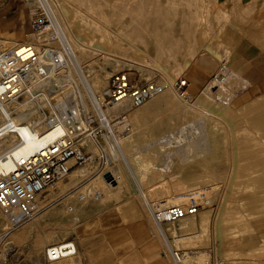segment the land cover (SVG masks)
Segmentation results:
<instances>
[{
    "label": "rangeland",
    "instance_id": "1",
    "mask_svg": "<svg viewBox=\"0 0 264 264\" xmlns=\"http://www.w3.org/2000/svg\"><path fill=\"white\" fill-rule=\"evenodd\" d=\"M56 2L58 4L56 6L58 16L68 33L66 35H71L75 40L90 50H96V54L83 60V63L88 65V74L93 77L97 76V78H102L105 82L107 81V86L100 87L102 89L101 91L105 89L109 90L108 78L112 73L121 70H130L135 72L141 82L155 77L161 80V82L166 81L173 88L175 100L182 104L184 108L181 112L182 114H179L180 118L178 121L173 122L171 124L173 126L163 132L166 129L165 126L160 129L143 126L145 124L147 125V121H149L148 124L151 126H155L156 121L164 122L165 125L169 119H172L171 115L169 117L166 108L152 109L145 115L135 116L133 113L141 104L128 106L129 119L133 123V130H131L129 133L131 135L127 139L129 151L145 146L147 144L145 143L146 137H156V131L162 132L161 135L166 136L165 134L177 124L185 125L188 123V129L181 133L185 135L182 138L183 142H187V144L183 143L181 146L178 140L174 138L173 145L176 144L175 147L166 144L165 147L160 149L158 144L153 146L151 150L154 158L153 161H156V163L160 162L159 164H161L165 163L166 160L167 163H170L168 172L163 170L162 175L165 176V179L160 184L153 183L150 185L146 181L149 175H153L157 171L156 169H143L141 173L137 174L136 178L139 189L133 177L128 173V170L121 168L120 172L127 184L124 187L111 188L108 184L106 185V177L103 176L104 164L96 159L77 164V166L83 169V173H85L81 177L78 185H72L65 189V191H62V187L70 179L67 175L57 182V187L50 185L56 188L54 194L49 195L52 192L49 189L51 188L50 186L43 193H40L41 206L44 207L42 211L48 208L49 210L43 217L39 218L38 223L33 224L30 231H26L29 226L26 223L12 227L0 212V233H7V241L15 246V249L12 251L7 250L8 247L5 245L2 247L0 251L2 261L0 264H92L89 253L85 248L88 250L91 249L93 252L92 257L97 256V259L107 257L111 260V257L107 255L111 251L110 247L108 245L105 248L101 247V243L105 242L101 235L91 234L85 237V233L87 234L88 231H96L98 226H91L86 231L84 229L88 223L90 224L101 213H109L111 210L114 211L117 205L135 198L139 200L149 216L152 226L150 228L153 230L152 234L154 235L153 238L158 239L161 244L160 248L163 251V255H165L166 264H178L173 260L172 253L165 244L158 230L159 226L153 219L151 209L148 208L144 199L146 198L152 202L167 200V205L177 204L178 202L168 200L178 198L183 202L190 198H197L196 196L190 195V193H185L184 195V192H191V189L203 188L207 185H210L211 189L208 195L203 196V199H198L199 201L202 200V202L208 203L209 208L207 210L200 211L185 219H179L172 223H162L163 228L167 230L169 228L168 232L170 237L168 240L173 245L172 247L174 249H181L184 252V256L186 257L185 264L189 263L190 255L193 256L196 254L201 258L204 257V261L198 264H264V211L261 210L259 214L257 213L252 217L254 209H259V207L254 208V200L262 201L264 199V93L249 99H244L239 96L236 100H233L243 90L237 92L238 86L244 83V81L240 78L239 73L233 69L234 66L229 62L226 63V61H222L219 70L206 87V91L210 95L208 105L203 106L200 104L198 97L188 96V94L187 97H182L173 87L174 82L179 77L185 76L184 74L188 64L201 53L212 51L216 47L221 49L226 46L222 39L226 30H230L232 35L239 40L238 42L252 45L255 54L262 56V58L257 60L261 70L258 75L264 76V0H194V3L197 6L199 5L198 8L200 7L199 12L201 11V14H198V16L201 15L198 19L204 20V25L200 26L199 30L193 36L188 37V40L185 42L187 45L181 46V49L175 57L168 59H156V55H151L147 52H142L144 59L126 55L116 57V55L110 53L108 48L98 46L94 42H84L77 28L71 23L73 17L72 8L78 12H86L83 3L81 4V2L71 0H56ZM236 5L237 10L234 9ZM98 15L100 16V12H98ZM0 36L21 39L9 34H0ZM32 38L33 36L31 34L27 40ZM105 55H109L111 58L109 57V60H104ZM217 55L220 58L223 57L221 51H218ZM101 57L103 58L102 60ZM114 58H119L123 61L121 70L117 71L115 69ZM228 75L236 76L237 83L236 86L232 87L223 85V88H226L222 99L225 103L224 108L226 114L222 115L213 110L212 106L216 99L213 96L214 93L212 90L222 85V83L218 82L217 77L222 76L226 79ZM214 82L215 85H213ZM212 85L213 87L211 89L210 86ZM39 94L41 92H37L35 94L36 97L23 95L18 100L26 103L32 102V100L39 102L43 98V95L39 96ZM158 94L151 99L153 100V98L155 99L161 95ZM52 96L54 95H50L49 98H52ZM108 96L105 97L106 101L108 100ZM14 104L16 102H10L11 106ZM226 115L235 118L234 120H230L226 118ZM216 119L221 122L219 124L223 129L217 132L218 144L220 145L217 154L219 157L213 161L211 160L210 164H213L212 170L217 173L215 175L218 178L213 173H210L211 170L201 160H197V162L187 166L186 164H184L185 166L180 165L183 158L196 150L193 149V151L188 146L198 147V145L205 144L208 148L213 146L214 142L210 134L215 130L213 123ZM196 128L200 129V131L194 134L193 132ZM223 134L226 137L222 139ZM142 136L144 138H141ZM163 137L160 142H164ZM136 141L141 142L137 144ZM223 141L225 144L222 143ZM190 143L193 144L191 145ZM169 150H172V153L166 155L165 159H162L161 155L169 152ZM222 152L224 153L222 154ZM119 161H116V163H120ZM240 161L244 163L238 169V162ZM109 167L112 168L111 166ZM112 170L114 172L113 168ZM201 170L204 173L206 171L208 176L211 174L209 180L206 183L202 181L191 182L189 180V174H198ZM235 176H237V180L232 188ZM211 177L212 179H210ZM174 180L176 185H172L171 183ZM186 183H188V186H186ZM260 185L262 186L259 188ZM187 187L190 189L186 190ZM74 191H76L75 194L69 196ZM256 191L260 193L259 198ZM77 192H84L85 198L79 196ZM225 200L227 203V205L225 204L227 213L223 226L219 230L220 228L218 227L222 223L220 224L217 215L222 209ZM36 214H39V210ZM6 227L9 228V233L5 230ZM175 227L179 230L177 234L173 232V228ZM83 231L84 236L81 235ZM220 231L221 234L219 233ZM11 232L14 233L11 234ZM66 241L76 243L78 248L77 253L71 257L68 256L48 262L45 255L46 246L55 244V242L60 243ZM91 245L93 246L91 247ZM202 252L206 253L203 254ZM201 253L206 256H203ZM190 260L191 262L193 261L192 259ZM192 264L197 263L193 261Z\"/></svg>",
    "mask_w": 264,
    "mask_h": 264
},
{
    "label": "built area",
    "instance_id": "2",
    "mask_svg": "<svg viewBox=\"0 0 264 264\" xmlns=\"http://www.w3.org/2000/svg\"><path fill=\"white\" fill-rule=\"evenodd\" d=\"M25 1L33 12V38L22 40L0 36V103L23 95L33 96L37 91L41 92L40 87L35 90L36 86L60 78V91L70 86L73 97L64 107L55 106L46 118L50 130L44 135L53 131L56 135L48 136L44 144L30 152L15 154L8 149L0 155V165L4 159H10L13 167L0 171V212L12 227L22 225L35 213L34 202L38 194L65 178L81 162L98 159L104 164L103 176L113 183L115 175L109 166L121 160L120 139L132 130L128 106L144 103L167 86L166 81L161 82L156 77L141 82L135 72L121 70L108 78L109 96L102 103L88 80V65L77 59L66 40L56 0ZM188 82L186 76H181L173 84L182 97H187ZM20 128L7 116L0 125V138L7 132H18ZM44 135L34 134L36 138ZM71 159H74V165L69 164ZM208 208L207 202L190 198L163 209H151V213L155 222L162 225ZM6 234L0 233V251L4 245L7 250L15 249L7 241ZM72 242L47 245V261L73 254ZM171 253L175 263L184 257L181 249H173Z\"/></svg>",
    "mask_w": 264,
    "mask_h": 264
},
{
    "label": "bare ground",
    "instance_id": "3",
    "mask_svg": "<svg viewBox=\"0 0 264 264\" xmlns=\"http://www.w3.org/2000/svg\"><path fill=\"white\" fill-rule=\"evenodd\" d=\"M71 1L81 2V4L83 3V5L86 8V12H82V11L78 12L75 11L74 8H72L73 17L71 21V23L79 31L81 35L80 37H82L84 42L87 43L94 42L98 46L108 48L110 53L116 55V57L126 55L129 57L133 56L136 58L144 59V57H142L143 54L142 52H147L151 55L152 54L156 55V59L173 58L176 56L177 52L181 49V46L186 44L185 42L188 40V37L193 36L199 30L200 26L204 25V20L198 19L201 16V15L198 16V14L201 11L199 12L200 7L198 8L199 5L197 6L194 3V0H71ZM236 7L237 5L234 6V9H236ZM98 12H100V16L98 15ZM65 34H68L67 31L65 32ZM179 35L180 37L183 38H180ZM66 38H67L66 39L67 42L73 49L77 59H79L80 62L83 63V60H86L88 57L96 54V50L93 51L83 46L81 43H79V41L75 40L71 35L68 36L66 35ZM109 57H110L109 55H105L104 60H109L111 58ZM102 59L103 58L101 57V60ZM114 60H115L114 61L115 69L117 71L121 70L123 61L119 58L117 59L114 58ZM90 63L89 65L92 66V64ZM94 77L88 74V78H89L88 80L94 92L97 94L99 100L102 103H104L106 101L105 97L109 95V90L105 89L101 91L102 89L100 87L107 86L106 85L107 81L105 82L104 79L99 77L97 78V76ZM217 79L219 83H222V85H220L219 88L217 87L216 89L212 90L214 93L213 96L216 99L212 107L214 111L218 112L219 114L225 115L226 114L224 108L225 103L223 102L224 100L222 99L224 97V93L226 92V88H223V85L225 84L227 85V87L236 86L237 77L228 75L226 79L222 76L217 77ZM61 81H62L61 78L56 79L55 81L52 82L46 81L44 85H39L35 87V90H38L37 88L40 87L41 94H39V96L43 95L42 101L36 102L32 100V102L26 103V102H20L18 99H14L11 101L16 102V104L12 106L10 105L11 101L3 104L0 103V125L5 121V118L9 116L10 119H12L16 124H19L21 126L18 132H7L3 137L0 138V155L3 153V151H6L8 149L13 151L15 154H18L20 152H30L35 148H37L38 146H40L41 144H44L48 136L57 134L56 131H53L47 136L44 135L47 134L50 130L46 122V118L49 115H51V112L54 110L55 106H58L60 108L64 107L66 104L72 101V97H73L70 86H66L62 91H60L59 88L61 87H59L58 85L61 84ZM213 85H215V82ZM213 85L210 86V88L213 87ZM246 86H247V82L244 80V83L238 86L237 92L239 90L244 89ZM159 94H161L159 97L155 99L153 98V100L152 99L146 100V102L142 103L139 106V108L134 111L133 115L135 116L145 115L152 109L157 110V109H162V107L166 108L168 110L169 117L171 115L172 119H169L166 122L165 124L166 129H164L163 131L165 132L167 131V129L173 126L171 125L173 124V122L178 121V119L180 118L179 114L183 111L184 108L182 104H180L178 101L175 100L174 91L172 86H170V84H167L166 88L163 91H161ZM50 95H54V96H52V98H49ZM209 96H210L209 93L205 90L198 97V102L203 106L208 105ZM33 97H36V95H33ZM106 106L109 107V104H106ZM226 118L230 120H234L235 117L226 115ZM216 121L213 123L215 130L210 134V137L214 142L213 146L211 148L205 146L206 144L198 145V147L188 146L192 150L193 149L196 150L195 152H191L188 156L183 158V160H181L180 165L186 164L187 166L189 164L197 162V160H201L205 162L206 167L211 170L210 173H213L214 175L217 174L214 172V170H212L213 164H210V162L211 160L213 161L214 159L219 157V155L217 154L219 152L220 145L218 144L217 132L222 131L223 128L219 124L221 122L218 119H216ZM187 124L188 123H186L185 125L177 124L175 127L170 129L166 134L164 133L166 135L163 137L164 142H160V144H158V147L160 146L161 149L165 147L166 144L175 147L176 144L173 145L174 138L178 140L181 146L183 143L187 144V142H183L182 140V138H184L185 135L181 134L184 132V130L188 129L189 126H187ZM189 124L191 123L189 122ZM153 131L152 133H154ZM199 131L200 129L196 128L194 129L193 133L195 134L198 133ZM36 133H39L40 135H44V136L42 138H36L34 136V134ZM129 133L125 134L122 137V139H120V148L122 151L121 160L119 161L120 163H115L113 166H111L114 169V175H115V179L113 183L110 182L107 178H105L106 185L108 184L111 188H118V187L120 188L126 186L127 182L123 179V175L120 172L121 168L122 169L126 168L128 170V173L133 177L138 188H139V184L136 181L137 174L141 173L143 169H149V170L160 169V171L162 170L161 173H163V170L165 172H168L170 168V163H167L166 160L165 163H161V164L156 163V161L155 162L153 161L154 158L152 156L153 153L151 152V150L153 149V146H155V144H146L140 149L129 151V146L127 144V139L131 135ZM222 136H223L222 139L226 137L224 134ZM222 143H224V141ZM190 144L192 145L193 143ZM170 153H172V150H169V152H165V154H162L161 158L165 159L166 155ZM223 153L224 152H222V154ZM158 155L160 156V154ZM242 163L244 162L241 161L238 162V169L240 168V166H243ZM69 164L74 165L75 164L74 159H71L69 161ZM11 168H13L11 160L4 159L2 161V164L0 165V171L5 172ZM84 174L85 173H83V169H81L79 166L76 167L75 165L72 168V170L68 173V178L70 179L66 184H64V187H62V191H65V189L71 187L72 185L75 186L78 185L81 177ZM189 176H190L189 180L191 182L202 181L206 183L209 180V176H211V174L208 176L206 171L204 173V171L201 170L200 172H198V174L190 173ZM215 177L217 176L215 175ZM224 177H222V179H224ZM210 179H212V177ZM222 179L221 181H223ZM236 180H237V176H235L234 178V183L232 184V188L234 184H236ZM171 183L172 185L173 184L176 185L175 180L172 181ZM56 185L57 182L53 183L51 186L57 187ZM261 186L262 185H260L259 188ZM54 187L49 188L52 191L49 193V195H52L56 192L55 191L56 188ZM210 190H211L210 185H207L204 186L203 188L191 189L190 190L191 192L188 191L184 192V195L185 193L186 194L190 193V195L196 196L197 197L196 199H201L203 196L208 195V192ZM75 192L76 191H74V193L71 194L69 193L70 194L69 196L75 194ZM256 193L258 192L256 191ZM39 195L40 194L36 196L34 202L36 204L35 213L24 222L26 224H29L26 231H30L33 224L38 223L39 218L43 217L44 214L49 210L48 208L47 210L42 211L44 207L41 206V200ZM78 195L85 198L84 192L82 193L80 192L78 193ZM257 195H259L258 196L259 198L260 193H258ZM144 200L146 202V205L150 209H155V208L163 209L170 206L166 204L167 200L166 201L159 200L157 202L148 201L146 198ZM168 201L178 202V203L182 202V200L178 198H173L172 200H168ZM257 201L259 200H254L253 202L254 208L259 207V209L256 210L254 209V213L252 212L253 213L252 217L255 216L257 213L259 214L261 210L264 211V199L262 201H259L258 203ZM225 204L227 205L226 200L224 201V205H223L224 207L222 206V209L218 212L217 215L220 224L222 223L221 226L218 227L220 228L219 230H221V227L223 226L224 218L227 213ZM38 210H39V214H36L38 213ZM186 217L184 216V218L181 219H185ZM158 226H159L158 230L165 244L172 252L174 248L172 247L173 245L171 244V242L168 240V238L170 237L168 232L169 228L167 227L168 228L167 230L163 228L164 226L162 225L158 224ZM8 229L9 228L7 227L5 228V230H7V232L9 233ZM178 231L179 230L177 227L173 228V232L175 234H177ZM13 233L14 232H11V234ZM219 233L221 234V231ZM72 243L74 245L75 251L73 254L68 255L70 257L75 253H77L78 250L76 243L74 242ZM193 256L195 259L192 258ZM193 256L192 255L189 256L190 258H189V263L187 262L188 264H192L193 261H196L197 264L200 262L202 263L204 261V257L201 258L198 256V254ZM207 256L209 257V255ZM190 259L192 260L194 259V260L191 262ZM185 263H186V257L184 256L178 264H185Z\"/></svg>",
    "mask_w": 264,
    "mask_h": 264
},
{
    "label": "crops",
    "instance_id": "4",
    "mask_svg": "<svg viewBox=\"0 0 264 264\" xmlns=\"http://www.w3.org/2000/svg\"><path fill=\"white\" fill-rule=\"evenodd\" d=\"M32 14L29 3L25 0H0V34L27 39L31 36ZM222 39L226 46L221 49L216 47L212 51L201 53L186 67L184 75L189 81L186 88L188 96L196 98L206 90L212 77L219 70L222 61L231 63L234 66L233 69L239 73L240 78L247 82V86L233 100L239 96L249 99L264 93V76L258 75L261 70L259 63H257V60L262 56L255 54L252 45L238 42L239 40L232 35L230 30L224 32ZM218 51H221L222 58L218 57ZM148 122L143 127L160 129L165 126L164 122L160 121H156L155 126H151ZM156 133V137H146L145 143L159 144L164 135L162 136V132L159 131ZM140 142L136 141L137 144ZM156 170L153 175H149L146 179L150 185L153 183L160 184L165 179L160 170ZM186 184L188 186V183ZM188 189L190 188L187 187L186 190ZM91 226H98V229L88 231L87 234L85 233V237L91 234L101 235L105 240L104 243H101V247L105 248L108 245L111 249L110 253H107L111 257L109 260V258H102L101 256L100 259H97V256H93L95 257L93 258L91 249L85 248L92 264H166L165 255L160 248L161 244L158 239L153 238L149 216L136 198L117 205L114 211L101 213L90 224L88 223L84 230L90 229ZM81 235L84 236V231ZM80 258L82 259L81 256Z\"/></svg>",
    "mask_w": 264,
    "mask_h": 264
}]
</instances>
